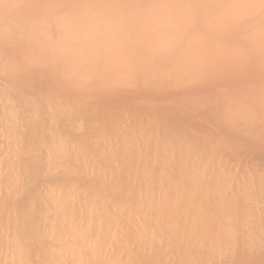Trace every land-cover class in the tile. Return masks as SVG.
<instances>
[{
    "label": "bare ground",
    "instance_id": "1",
    "mask_svg": "<svg viewBox=\"0 0 264 264\" xmlns=\"http://www.w3.org/2000/svg\"><path fill=\"white\" fill-rule=\"evenodd\" d=\"M0 264H264V0H0Z\"/></svg>",
    "mask_w": 264,
    "mask_h": 264
},
{
    "label": "rangeland",
    "instance_id": "2",
    "mask_svg": "<svg viewBox=\"0 0 264 264\" xmlns=\"http://www.w3.org/2000/svg\"><path fill=\"white\" fill-rule=\"evenodd\" d=\"M47 2L49 3V1H47ZM50 3H51V1H50ZM52 3H53V1H52ZM120 3H121V1H120ZM120 3H119V1H117L116 4H115V3H113V4H114L115 6H116V5H117V6H118V5L120 6V5H121ZM122 3H123V2H122ZM124 5H125V4H124ZM126 6H127V4H126ZM47 7H49V6H47ZM123 8H125V7H123ZM46 9H48V8H46ZM197 11H198V10H197ZM140 13H141V14H140ZM140 13L138 14V12L136 13V11H134V13L131 14V15H130V14H127V13H123V15L120 16V17H121L120 19L122 20V18H123L122 21H123L124 24H126L125 26H126V28H127V31H128L129 36H128V35H125V36L123 37L122 35H124V34H121L120 36H117V37L120 38V39H124V38H125L124 40H127V41H128V39H130L129 41H131V42H129V46L134 47V48L136 47V46H135L136 41H137V43H138L140 40H142V39L145 40V39H146V41H149V42L151 41V42H152L153 39H157V38H158V37H156V35H155V34H156V30H155V29H156V28H154L152 24H155V23H158V22H162L165 18H167V19H166L167 21L164 20V22H165L166 24H167V22H171V20H174V19H170L171 16H173L172 13H171V16H170V17L168 16V15L170 14V13H169V14H167V15L165 16L164 19H161V20H158L156 15H153V14H150V15L148 14V15H147L146 13L143 12V13H144V16H143L142 12H140ZM193 13H194V12H193ZM197 13H199V12H197ZM121 14H122V13H121ZM137 14H138L140 17L137 16ZM195 14H196V12H195ZM195 14H194V15H195ZM129 15H130V16H129ZM135 15L137 16V18L135 17ZM174 15H175V14H174ZM178 15H179V16H178L179 18L177 19V21H176L177 15H175L176 18L174 17V18H175V21H176L175 24L180 23V16H181V14H178ZM185 15H186V14H185ZM198 15H199V14H197V16H195V17H192V19H194V18H195V19L198 18ZM123 16H124V17H123ZM131 16H133V17L131 18ZM142 16H143V17H142ZM186 16H187V15H186ZM202 16H203V15H202ZM147 17H148V18H147ZM153 17H155V18H153ZM182 17H183V16H182ZM182 17H181V18H182ZM130 18H131V19H130ZM138 18H139V19H138ZM144 18H146V19H144ZM172 18H173V17H172ZM184 18H185V17H184ZM199 18H200V17H199ZM207 18H208V17H207ZM182 19H183V18H182ZM203 19H204V18H201L200 21H202ZM124 20H126L127 22L124 21ZM131 20H132V21L134 20L135 22H134V21L132 22ZM147 20L149 21V24H148ZM154 20H155V21H154ZM189 20H191V17H190ZM209 20H210V19H209ZM211 20H213V19H211ZM211 20H210V21H211ZM122 21H121V22H122ZM130 21H131V22H130ZM136 21H139V22L136 23ZM153 21H154V22H153ZM140 22H141V23H140ZM145 22H146L147 24H146ZM152 22H153V23H152ZM185 22H187V21H185ZM185 22H184V24H186ZM190 22H191V21H190ZM198 22H199V20H198ZM203 22H204V21H203ZM129 23H131V24H129ZM151 23H152V24H151ZM181 23H183V22H181ZM181 23H180V24H181ZM193 23H195V22H193ZM128 24H129V26L132 25L133 30H132L131 27H128ZM138 24H139L140 26H138ZM150 24H151V25H150ZM180 24H179V25H180ZM197 24H198V23H197ZM197 24H196V26H197ZM134 25H135V27H134ZM143 25H144V26H143ZM169 25H171L172 27L175 26L174 23H173V25H172V22H171L170 24H168L167 27H169ZM190 25H192V23H190ZM194 25H195V24H193V26H194ZM137 26H138V28H136ZM142 26H143L144 28H143ZM185 26H186V25H185ZM188 26H189V25H188ZM193 26H191V28H192ZM196 26H195V27H196ZM139 27H140V28H139ZM151 27L154 28V29H152ZM165 27H166V25H165ZM175 27H177V25H176ZM195 27H194V28H195ZM128 28H130V29L128 30ZM146 28L148 29L147 31H146ZM185 28H186V27H185ZM191 28H190L189 30H191ZM194 28H192V29H193L192 32H193L195 35H197L199 32L201 33L202 29H201V31H199V32L197 31L198 33H195L196 30H195ZM136 29H137V30H136ZM140 29H141L142 31H141ZM150 29H151V30H150ZM149 30H150V31H149ZM185 30H186V29H185ZM185 30H184V31H185ZM194 30H195V31H194ZM199 30H200V29H199ZM132 31H135V32L133 33V34H135V35L132 34L134 37L130 35V34L132 33ZM151 31H152V32H151ZM162 31H163V30H162ZM187 31H188V30H186L185 32L187 33ZM203 31H204V34H203L202 36L207 35V37H209V39H206L207 37L204 38V39H206L205 41L210 40V37H211V36L208 35L209 33L207 34V31H206V33H205V29H204ZM147 32H150V33H153V34H154V37L152 38L153 34H150V33H149V36L151 35V36H150V37H151V40L149 39L150 37H146V38H144L145 36H148V33H147ZM145 33H147V34H145ZM162 33L164 34V32H162ZM162 33L159 32V34H162ZM193 33H192V34H193ZM143 34H145V35L143 36ZM182 34H183V33H182ZM201 34H202V33H201ZM140 35H142L143 37L140 36ZM183 35H184V34H183ZM187 35H188V37H185V38H187L186 40H189V36H190L189 32H188ZM195 35H194V36H195ZM138 36H139V38H138L139 40L136 39ZM199 36H200V34H199ZM131 37H132V38H131ZM161 37H163V35H162ZM190 37H192V36H190ZM197 37H198V36H197ZM199 38H200V39H199ZM199 38H198L199 40L202 39L201 37H199ZM216 38H217V37H215V40H216ZM120 39H118V40H120ZM147 39H148V40H147ZM190 39H191V38H190ZM194 39H195V38H194ZM213 39H214V36H213ZM213 39H212V40H213ZM217 39H218V38H217ZM195 40L197 41V39H195ZM202 40H203V39H202ZM212 40H210V41L212 42L211 44L213 45L214 41H212ZM142 41H143V40H142ZM216 41H218V40H216ZM208 44H209V43H208ZM215 44H216V42H215ZM120 57H121V58H124V57H122V56H120ZM125 58H126V57H125ZM121 60H122V63H121V64H123V63H124V60H126V59H124V60L121 59ZM1 66H2V65H1ZM120 70H121V68H118V67L116 68V67H115L114 69H112V71H113L114 74H112L111 76L106 77V78H105V76H104V74H103L104 72H103V71H99V69H97V70L93 71L92 73H90L91 75L89 74V75L85 76V77L90 78L91 80H93V82L95 81V82H94L95 84L93 85V87H92V89H91L90 92L92 93V91L94 90V91H97V93H98L99 91H100V92H104V91H107L108 89H109L108 91H110V90H112L113 88H114V89H113L112 91H118V90L121 91L120 89L124 90V89H126V87L129 88V87H130V86H129L130 82H131L130 85L132 86V85L134 84V83L132 84V82H133L132 78H133L134 74H132V76H128V77H127L126 75L123 76V74H122L123 70H122V72H121ZM115 71H116V72L118 71V72L116 73ZM94 72H95L96 74H95ZM98 72H100V73L98 74ZM120 72H121V74H120ZM117 74H118V75H117ZM95 75H96V76H95ZM99 75H100V76H99ZM120 75H121V77H120ZM91 76H92V77H91ZM94 76H95V77H94ZM156 76H158V75H156ZM159 76H160V74H159ZM59 77H60V76H59ZM85 77H84V78H85ZM100 77H101V78L103 77V78L100 79ZM115 77H116V78H115ZM122 77H123L124 79H123ZM134 77H135V76H134ZM47 78H49V77H47ZM47 78H46V79L44 78L43 81L48 80ZM65 78H66V77H65ZM65 78H63V79H64V80H63L62 77H60V79L63 80L64 84H67L68 81L70 82V81H74V80H75V78H73V77H71V78L74 79V80H72L71 78H70L71 80H69V77H67L66 79H65ZM82 78H83V77H82ZM127 78H128V79H127ZM135 78H136V77H135ZM154 78H155V76H154ZM154 78H152V80H153ZM159 78H161V76H160ZM159 78H158L157 80L155 79V81L152 82V84H151V88L153 87V90H157V88H158L157 85L160 84V83L158 82V80L161 81ZM56 79H57V81H56ZM56 79H54V82H57V83H61V82H62L58 77H57ZM58 79H59L60 81H59ZM85 79H86V78H85ZM98 79H99V80H98ZM114 79H115L116 82L114 81ZM133 79H134V78H133ZM82 80H84V79H82ZM97 80H98V81H97ZM117 80H118V81H117ZM76 81H77V80H76ZM107 81H110V82L107 83ZM111 81H112V82H111ZM127 81H128V82H127ZM134 81H135V80H134ZM142 81H143V80H142ZM63 82H62V83H63ZM118 82H119V83H118ZM123 82H124V83H123ZM143 82H144V81H143ZM57 83H55V84H57ZM101 83H102V84H101ZM103 83H104V84H103ZM113 83H114V84H113ZM120 83H121V85H120ZM126 83H127V84H126ZM184 83H186V82H184ZM124 84H125V85H124ZM156 84H157V85H156ZM111 85H112V86H111ZM113 85H114V86H113ZM94 86H95V87H94ZM103 86H104V87H103ZM158 86H159V85H158ZM100 87H101V88H100ZM115 87H116V88H115ZM117 87H118V88H117ZM155 87H156V88H155ZM102 88H103V90H102ZM104 88H105V90H104ZM154 88H155V89H154ZM94 91H93V93H96V92H94ZM44 111H48L47 108H46L45 110H43V111H36L35 114L32 115L33 120H34V116H36V118H37V120L35 119L36 122L39 121V119H38V115H41V114H42L43 117H44ZM30 112H32V111H30ZM79 112H80V111L72 112V115L75 113V116H74L75 119H76V118H77V119H80V117H78V116L76 117V115L79 114ZM48 115L51 116L52 119H53V117H54V119H55V117H56V116H54L55 114H53V116H52V115H50L49 113H47V116H48ZM74 118H72V121H76ZM68 121H69L68 123H67V120H66L64 123L67 124V125H70V123H72L71 125L74 126V122H72V121H70V120H68ZM79 121H80V120H79ZM81 122L83 123L84 121H81ZM33 124H34V123H33ZM33 124H31V127L34 128V129H36V130H38L39 127H41L40 122H39L37 128H35ZM84 126H85V125H84ZM36 130H34V131H36Z\"/></svg>",
    "mask_w": 264,
    "mask_h": 264
}]
</instances>
